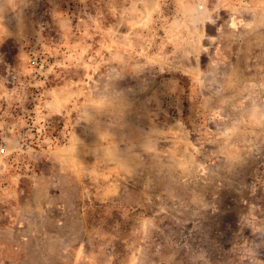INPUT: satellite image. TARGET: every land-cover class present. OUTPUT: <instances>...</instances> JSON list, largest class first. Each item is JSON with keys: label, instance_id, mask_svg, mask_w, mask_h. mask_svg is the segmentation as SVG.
Segmentation results:
<instances>
[{"label": "rangeland", "instance_id": "1", "mask_svg": "<svg viewBox=\"0 0 264 264\" xmlns=\"http://www.w3.org/2000/svg\"><path fill=\"white\" fill-rule=\"evenodd\" d=\"M0 148V264H264V0H0Z\"/></svg>", "mask_w": 264, "mask_h": 264}, {"label": "crops", "instance_id": "2", "mask_svg": "<svg viewBox=\"0 0 264 264\" xmlns=\"http://www.w3.org/2000/svg\"><path fill=\"white\" fill-rule=\"evenodd\" d=\"M229 61V63H227L225 61V63H222V61L216 63L217 61H219V59L214 60L216 66L218 67H222V69H225L224 72L228 74V76L225 78L226 82L230 83L233 82L234 84L236 82L241 83L242 80H246V75L245 73H243V68L244 65L239 63L237 60L235 59H226ZM243 71V72H242ZM241 97H235V102L234 104H236V106H241L244 105L245 103L241 102ZM239 103V104H238ZM216 114V113H215ZM218 115V114H216Z\"/></svg>", "mask_w": 264, "mask_h": 264}, {"label": "built area", "instance_id": "3", "mask_svg": "<svg viewBox=\"0 0 264 264\" xmlns=\"http://www.w3.org/2000/svg\"><path fill=\"white\" fill-rule=\"evenodd\" d=\"M39 62H38V60H36V59H34L33 61H32V64H34V65H36V64H38ZM4 152V148H0V153H3Z\"/></svg>", "mask_w": 264, "mask_h": 264}]
</instances>
